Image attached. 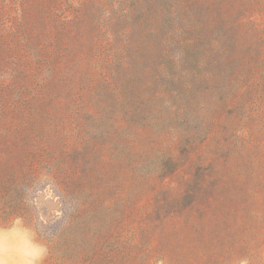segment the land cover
<instances>
[{
	"label": "rangeland",
	"instance_id": "rangeland-1",
	"mask_svg": "<svg viewBox=\"0 0 264 264\" xmlns=\"http://www.w3.org/2000/svg\"><path fill=\"white\" fill-rule=\"evenodd\" d=\"M44 264H264V0H0V225Z\"/></svg>",
	"mask_w": 264,
	"mask_h": 264
},
{
	"label": "clouds",
	"instance_id": "clouds-1",
	"mask_svg": "<svg viewBox=\"0 0 264 264\" xmlns=\"http://www.w3.org/2000/svg\"><path fill=\"white\" fill-rule=\"evenodd\" d=\"M48 254V246L22 217L14 218L8 227L0 225V264H44Z\"/></svg>",
	"mask_w": 264,
	"mask_h": 264
}]
</instances>
